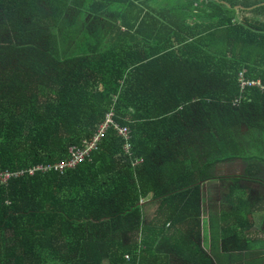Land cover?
Segmentation results:
<instances>
[{
    "label": "trees",
    "instance_id": "obj_1",
    "mask_svg": "<svg viewBox=\"0 0 264 264\" xmlns=\"http://www.w3.org/2000/svg\"><path fill=\"white\" fill-rule=\"evenodd\" d=\"M240 71L264 86V0H0V171L23 172L0 183V264L208 263L200 183L228 184L220 235H238L249 189L214 169L257 181L264 154V90ZM109 111L130 156L110 126L83 162L37 169Z\"/></svg>",
    "mask_w": 264,
    "mask_h": 264
},
{
    "label": "crops",
    "instance_id": "obj_2",
    "mask_svg": "<svg viewBox=\"0 0 264 264\" xmlns=\"http://www.w3.org/2000/svg\"><path fill=\"white\" fill-rule=\"evenodd\" d=\"M237 160L238 164L241 165L242 161ZM232 165V161L217 164L214 169V175L222 178L242 177L239 185L244 187L243 182L247 181L246 178L243 179L245 176H243V173L238 174L239 172H235ZM200 185L202 186V218L204 222L202 244L205 245L207 256L209 257V261L206 264H264V197L260 195L254 201L251 198L249 199L248 194L253 195L254 191L248 188L245 212L250 225H244V231L241 230L238 235H229L224 241L220 235V230L224 225V222L220 221V214L227 212L229 207L223 199L224 195H227V189H222L221 187H228V184L219 179H213L201 182ZM261 185L264 187L263 182ZM261 191L264 194V188L261 187ZM206 198L209 199L208 203L205 202ZM151 208H154L155 212L157 204L152 203ZM152 217L153 213L148 218ZM168 225L169 223H167V227ZM159 244V248L156 250L162 251V256L168 254L171 240L162 238ZM223 244L225 248H223ZM170 256L168 255L169 258ZM167 264L186 263L182 260H176Z\"/></svg>",
    "mask_w": 264,
    "mask_h": 264
},
{
    "label": "built area",
    "instance_id": "obj_3",
    "mask_svg": "<svg viewBox=\"0 0 264 264\" xmlns=\"http://www.w3.org/2000/svg\"><path fill=\"white\" fill-rule=\"evenodd\" d=\"M238 80L243 89L245 86H256L261 90H264V86L260 84L258 79H246L243 75V71L238 73ZM112 111H109L105 114L104 120L98 125L96 132L91 137L89 141H85L82 148H70L68 149L69 158L63 162H59L53 165L45 164V166H38L37 169L43 170V172H62L65 168H72L78 163L83 162L91 153L92 150L96 149L97 142L100 137L106 132L107 128L112 126L114 130L117 132L119 136L122 137L123 143V152L130 156L131 153V144H130V135L128 128L126 126H118L115 124ZM142 159H137L132 162V165H137L141 163ZM22 171L13 174L9 171H0V183L4 184L10 179L12 176H20L22 175ZM32 173V171H30Z\"/></svg>",
    "mask_w": 264,
    "mask_h": 264
},
{
    "label": "rangeland",
    "instance_id": "obj_4",
    "mask_svg": "<svg viewBox=\"0 0 264 264\" xmlns=\"http://www.w3.org/2000/svg\"><path fill=\"white\" fill-rule=\"evenodd\" d=\"M54 34H56V31H54ZM65 54H67V53H69V51L67 52V50L65 49ZM71 52V51H70ZM259 143H260V145H263V143H264V138L263 137H259V139L257 140ZM255 147H257L258 146V144H255L254 145ZM261 148H262V151H263V146H261ZM249 149H250V147H249ZM250 152V151H249ZM251 152H255L256 154L257 153H261V151H258V149H255V151L254 150H252ZM257 156V158H259V160L260 161H255L254 162V164H253V166L255 167V170H257L258 172L256 173V175L255 176H252V177H255V178H257V181H252V180H249V181H245V182H243V186L245 187V188H249V189H251V190H253L254 191V194L253 195H250V194H248V198L250 199H252L253 201L254 200H257V198L261 195L262 197H264V194L262 193V191H261V187L262 188H264L261 184H258V183H264V154L262 153V154H257L256 155ZM233 162V170L235 171V172H239L238 174H241V173H245V169H246V165H247V163H243V162H241V165L240 164H238V160L237 159H235V160H229V161H227L228 163L229 162ZM246 174V173H245ZM247 176V175H246ZM247 180V179H246ZM257 182V183H256ZM222 189H227L226 190V192L228 193L229 192V190H228V188L227 187H225V186H222L221 187ZM226 193V194H227ZM224 199V198H223ZM208 198H206L205 199V202L206 203H208ZM211 204H213V203H211ZM225 206H226V204H224ZM151 206H152V203H149L148 205H147V207L144 209V213H145V215L147 216V217H150L151 215H152V213H154V208H151ZM148 215H150V216H148Z\"/></svg>",
    "mask_w": 264,
    "mask_h": 264
},
{
    "label": "water",
    "instance_id": "obj_5",
    "mask_svg": "<svg viewBox=\"0 0 264 264\" xmlns=\"http://www.w3.org/2000/svg\"><path fill=\"white\" fill-rule=\"evenodd\" d=\"M239 8V7H236V9Z\"/></svg>",
    "mask_w": 264,
    "mask_h": 264
}]
</instances>
